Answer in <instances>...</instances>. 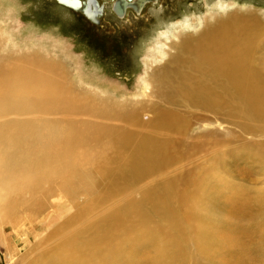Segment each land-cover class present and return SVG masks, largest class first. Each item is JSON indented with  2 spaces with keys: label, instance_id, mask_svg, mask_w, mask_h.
<instances>
[{
  "label": "bare ground",
  "instance_id": "1",
  "mask_svg": "<svg viewBox=\"0 0 264 264\" xmlns=\"http://www.w3.org/2000/svg\"><path fill=\"white\" fill-rule=\"evenodd\" d=\"M97 1L103 5L95 15L100 24H91L100 26L105 7ZM119 1L111 0L112 13L129 20V14L143 15L160 0H123L122 14L114 9ZM89 7L88 16L76 10L93 19ZM239 13L178 25L173 40L148 50L158 56L144 60L137 96L113 103L98 102L86 91L78 96L57 80L38 81L13 64V53L0 58V225L14 230L22 219L35 228L45 248L28 264H189L196 256L205 264H228V255L214 258L213 235L220 229L223 246L236 248L228 254L240 256L236 264H246L250 256L264 264L261 155L249 160L262 179L257 188L221 175L222 145L209 147L197 165L195 173L203 177L194 173L181 186V175L172 174L180 156L203 151L204 139H191L195 127L222 128L224 121L242 133V140L264 137V24L255 14ZM188 29L198 31L182 33ZM39 59L31 54V63L41 64ZM45 66L56 74L54 65ZM68 112L94 120L63 119ZM34 113L39 120L31 118ZM48 115L57 117L47 120ZM249 144L264 151V143ZM82 164L89 169L82 170ZM93 164L98 179L107 182L100 193L90 172ZM81 189L87 194L83 204ZM189 195L193 207L187 209ZM201 205L223 217L209 222L192 217ZM19 210L24 213L13 219Z\"/></svg>",
  "mask_w": 264,
  "mask_h": 264
},
{
  "label": "rangeland",
  "instance_id": "2",
  "mask_svg": "<svg viewBox=\"0 0 264 264\" xmlns=\"http://www.w3.org/2000/svg\"><path fill=\"white\" fill-rule=\"evenodd\" d=\"M101 1L105 8L101 18L102 23L97 26L91 24L93 22L88 20L83 11L82 13L73 8V10L66 8L59 4L58 0H0V58L13 53L15 57L13 64L19 66L20 70L26 68L38 81L57 80L79 93L78 96L86 91L85 93L98 99V102L103 100L113 103L112 100L118 102L137 96L138 81L147 69L144 60L154 61L153 57L158 56L155 51L151 54L148 50L150 48L155 50V44L158 41L169 43V39L173 40L171 32L175 29L179 30L181 27L178 25L183 26L185 21L191 23L202 18L207 19L210 14L224 17L240 12L239 14H255L264 24V0H160L147 7L143 15L130 16L129 20L119 19L112 13L111 0ZM221 4L225 5L223 10L220 8ZM197 29L184 30L182 33L195 35L200 30ZM161 32L166 34L161 35ZM32 53L38 54L40 58L38 62L41 64L31 63ZM161 62L164 61H156L153 64L161 65ZM45 65H54L56 74L46 72ZM143 89L142 87L141 90ZM11 114H14L15 116L12 117L16 119L25 118L22 117L23 114ZM62 116L63 119L75 118L74 120L79 122L94 120L85 116H72L70 112L62 113ZM56 117L48 115L46 119L53 121ZM31 118L39 120L40 115L34 113ZM204 135L205 137H202ZM197 136H201V140L204 139L201 145V147L204 145L203 151L196 150L191 155L177 157L178 167L172 174L181 175V186H185L187 178L198 170L197 165L211 152L209 147L220 145H222L220 149L223 148L224 163L223 169H220L221 175L244 187L260 186L259 173L255 168H251L252 163L249 160L255 155H261L264 160V151L260 148L261 146L251 147L249 143H264V137L257 138L256 141L249 138L242 140V133L224 121L222 128L214 125L199 127V129L195 127L191 139L194 140ZM241 148L247 150H241L240 154H231L240 151ZM95 165L90 167V172L95 179V190L100 193L101 190L106 189L107 182L98 179L99 174ZM88 169L87 165L82 164V170ZM204 171L210 172L211 169L206 168ZM217 171L218 169L215 172ZM203 175L199 172L196 176L203 177ZM80 185L88 187L83 183ZM78 194H80L79 203L86 202L87 194L84 195L82 189ZM191 201L192 197L189 195L183 205L187 209L191 208L193 207ZM207 209L208 207L203 205L196 207V213L192 217H200L207 222L211 220V217H223ZM22 213L24 211H17L13 219L17 218H15L16 214L21 216ZM179 215L191 216L190 213ZM7 217L10 216L7 215ZM227 217L232 216L227 215ZM29 226L33 228L22 219L14 230L7 223L0 225L2 232L0 233L3 235L0 236V264H28L43 251L45 246L41 245L40 239L38 241L35 228L32 230ZM223 234L225 233L220 229L213 235L217 241L214 246L218 253V256H214L215 262L220 257L228 255L231 259L228 264H236V258L240 256L236 253L228 254L230 250L236 248L223 246ZM212 250L214 251L213 248ZM246 250L249 254L250 251L247 248ZM248 258L251 259V256ZM249 259L246 260V264H257ZM189 264H205V261L196 256Z\"/></svg>",
  "mask_w": 264,
  "mask_h": 264
},
{
  "label": "water",
  "instance_id": "3",
  "mask_svg": "<svg viewBox=\"0 0 264 264\" xmlns=\"http://www.w3.org/2000/svg\"><path fill=\"white\" fill-rule=\"evenodd\" d=\"M58 1H61V2H63V3H65L66 5H68V6H70V7H72L73 9H79V8H82V11L84 12V14L86 15V16H88V14H90L89 13V6H90V4L91 5H93V7L94 8H92V15H94V17H93V19L91 18V17H88V19L91 21V22H93V23H95V24H97V25H99L100 23H99V20H96L95 19V15L98 13V12H100V13H102V11H103V5L102 4H99L98 3V1L97 0H86V2H81V0H58ZM99 4V5H98ZM125 5H124V1L122 0L121 2L119 1V2H116L115 3V6H114V9L118 12V13H120V14H122L123 13V10H124V7ZM87 12H88V14H87Z\"/></svg>",
  "mask_w": 264,
  "mask_h": 264
},
{
  "label": "flooded vegetation",
  "instance_id": "4",
  "mask_svg": "<svg viewBox=\"0 0 264 264\" xmlns=\"http://www.w3.org/2000/svg\"><path fill=\"white\" fill-rule=\"evenodd\" d=\"M129 15H131V16H132V14H129ZM129 15H128V16H129ZM133 17H134V16H133Z\"/></svg>",
  "mask_w": 264,
  "mask_h": 264
}]
</instances>
